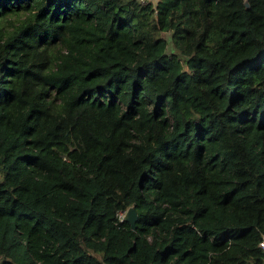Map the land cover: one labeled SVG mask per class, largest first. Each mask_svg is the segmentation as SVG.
Listing matches in <instances>:
<instances>
[{"label":"trees","instance_id":"16d2710c","mask_svg":"<svg viewBox=\"0 0 264 264\" xmlns=\"http://www.w3.org/2000/svg\"><path fill=\"white\" fill-rule=\"evenodd\" d=\"M263 238L264 0H0V264H264Z\"/></svg>","mask_w":264,"mask_h":264},{"label":"water","instance_id":"95a60500","mask_svg":"<svg viewBox=\"0 0 264 264\" xmlns=\"http://www.w3.org/2000/svg\"><path fill=\"white\" fill-rule=\"evenodd\" d=\"M149 1L153 3V6L155 8H157L160 2V0H149ZM246 4L249 5L247 1H246ZM138 218H139V215L135 207H130L126 211L125 216H124V220L128 221L131 224L132 228L134 229L136 228V223H137Z\"/></svg>","mask_w":264,"mask_h":264},{"label":"rangeland","instance_id":"374dc122","mask_svg":"<svg viewBox=\"0 0 264 264\" xmlns=\"http://www.w3.org/2000/svg\"><path fill=\"white\" fill-rule=\"evenodd\" d=\"M143 1H147V0H143ZM164 36H166L169 40V42L171 43V33H167V32H163L162 33ZM170 47L168 48V52H172L173 47L171 46V44L169 45ZM126 212H124L125 214Z\"/></svg>","mask_w":264,"mask_h":264},{"label":"built area","instance_id":"2783aa9c","mask_svg":"<svg viewBox=\"0 0 264 264\" xmlns=\"http://www.w3.org/2000/svg\"><path fill=\"white\" fill-rule=\"evenodd\" d=\"M143 1V0H142ZM120 216L123 217V212L120 213ZM260 245L264 248V238L263 240L260 242Z\"/></svg>","mask_w":264,"mask_h":264},{"label":"clouds","instance_id":"9594fccd","mask_svg":"<svg viewBox=\"0 0 264 264\" xmlns=\"http://www.w3.org/2000/svg\"><path fill=\"white\" fill-rule=\"evenodd\" d=\"M124 216H125V214H124V212H123V219H124Z\"/></svg>","mask_w":264,"mask_h":264}]
</instances>
